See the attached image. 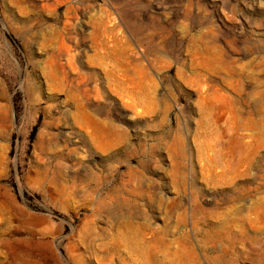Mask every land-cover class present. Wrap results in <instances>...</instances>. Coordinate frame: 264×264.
Wrapping results in <instances>:
<instances>
[{
	"label": "rangeland",
	"instance_id": "374dc122",
	"mask_svg": "<svg viewBox=\"0 0 264 264\" xmlns=\"http://www.w3.org/2000/svg\"><path fill=\"white\" fill-rule=\"evenodd\" d=\"M153 258L264 264V0H0V264Z\"/></svg>",
	"mask_w": 264,
	"mask_h": 264
},
{
	"label": "bare ground",
	"instance_id": "6f19581e",
	"mask_svg": "<svg viewBox=\"0 0 264 264\" xmlns=\"http://www.w3.org/2000/svg\"><path fill=\"white\" fill-rule=\"evenodd\" d=\"M63 67V66H62ZM67 67V66H66ZM58 68V67H57ZM60 69H61V67H60ZM130 81V80H129ZM66 82V81H65ZM131 83V82H130ZM106 123V122H105ZM89 125V124H88ZM111 126V125H110ZM114 126V125H113ZM107 127H109L108 126V124H107ZM114 128V127H113ZM110 129V128H109ZM114 131V130H113ZM131 216V215H130ZM132 218V217H131ZM130 219V218H129ZM128 219V220H129ZM134 219V218H133ZM130 221V220H129ZM127 222V223H125L126 225H124V227L126 228V230H129V231H132L133 229H134V227H136V225H135V223L133 222V221H130V222ZM131 222H133V223H131ZM143 225V224H142ZM145 225V224H144ZM137 226H139V227H137V228H140L141 230L142 229H144L145 227H143V226H140L138 223H137ZM147 226V225H146ZM136 228V229H137ZM136 229H134V230H136ZM148 229V227L146 228V230ZM123 232V231H122ZM137 232H139V230H137ZM137 232H135V233H137ZM142 232H143V230H142ZM146 232V231H145ZM145 232H144V234H145ZM134 233V232H133ZM134 233V234H135ZM155 234V233H154ZM153 234V235H154ZM142 236H144V235H142ZM133 237V236H132ZM138 237H139V235H138ZM148 241V240H147ZM150 249V248H149ZM152 256L154 257V254H152ZM151 264H164L163 263V261H159V262H157V259H155V258H153L152 260H151Z\"/></svg>",
	"mask_w": 264,
	"mask_h": 264
},
{
	"label": "trees",
	"instance_id": "16d2710c",
	"mask_svg": "<svg viewBox=\"0 0 264 264\" xmlns=\"http://www.w3.org/2000/svg\"><path fill=\"white\" fill-rule=\"evenodd\" d=\"M36 129L32 132V138H34Z\"/></svg>",
	"mask_w": 264,
	"mask_h": 264
}]
</instances>
